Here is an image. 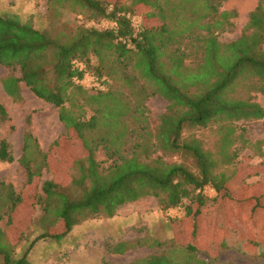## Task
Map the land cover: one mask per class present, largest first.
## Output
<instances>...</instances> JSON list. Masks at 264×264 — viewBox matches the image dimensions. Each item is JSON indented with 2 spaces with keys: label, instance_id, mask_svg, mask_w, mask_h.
Listing matches in <instances>:
<instances>
[{
  "label": "trees",
  "instance_id": "1",
  "mask_svg": "<svg viewBox=\"0 0 264 264\" xmlns=\"http://www.w3.org/2000/svg\"><path fill=\"white\" fill-rule=\"evenodd\" d=\"M48 1L55 9L84 15L88 23L112 27L75 24L70 33L52 34L23 22L15 13L0 14V65L11 72L2 81L4 92L22 102L25 85L58 108L60 121L85 150L68 183L46 181L35 195L42 214L29 230L36 226L39 234L23 253H18L20 244L0 228L1 263L33 264L30 252L39 241L61 242L86 220L111 219L124 205L147 196L156 197L163 212L184 207L190 228L189 217L201 214L207 204L202 193L206 186L216 191L214 204H237L227 214V225L231 216H241L254 238L236 242L228 227L208 231L209 236L223 247L264 258V188L260 195L250 186L234 196L229 191L238 158L233 150L234 123L264 118V108L252 96L264 94V0L231 42L218 38L237 16L234 11H221L226 0ZM145 9L160 11L162 25L145 20L136 25L137 12ZM89 77L93 80L88 85ZM153 96L169 104L155 126L146 106ZM10 121L0 104V124ZM25 124L19 161L25 185L30 186L50 170L51 162L28 130L32 114ZM212 125H217L219 140L209 150L190 130ZM53 146L63 149L59 139ZM99 149L112 161L108 167L97 160ZM158 152L163 156H156ZM165 155H179L182 160L169 162ZM14 160L10 143L0 139V163ZM22 203L23 195L0 178V221L6 219L8 228ZM191 237L183 244L173 239L161 254L130 264H235L200 257L208 240L201 239L197 226ZM145 242H118L108 251L123 254Z\"/></svg>",
  "mask_w": 264,
  "mask_h": 264
},
{
  "label": "rangeland",
  "instance_id": "2",
  "mask_svg": "<svg viewBox=\"0 0 264 264\" xmlns=\"http://www.w3.org/2000/svg\"><path fill=\"white\" fill-rule=\"evenodd\" d=\"M111 3L122 4L125 0H108ZM260 0H226L221 11L236 12L237 16L230 21L232 26L218 33L222 42L236 40L243 32L249 15L257 8ZM15 13L23 22H29L41 30H49L52 34L64 31L70 33L75 24H84L88 27L94 26L98 29L112 27L110 23H88L85 16L72 12L71 10L55 9L48 0H0V14ZM160 11L145 9L137 12L135 24L143 20L162 25L163 19ZM11 75V72L0 65V104L8 110L11 121L0 124V139H6L10 145L15 158L12 163H0V178L7 184H11L15 190L23 195V203L14 216V224L8 228L7 221H0V228L8 233L14 243H19L18 253H23L32 241L38 236V228L30 225L37 223L41 216V207L34 202L35 195L39 194L46 181H56L60 184L69 182L76 161L85 156L81 142L66 130L59 119V110L55 106L46 103L36 97L30 89L22 85L23 101L15 102L3 89L2 81ZM18 75V74H17ZM92 78H86L85 83L90 84ZM243 93V91H239ZM254 101L264 108V94L252 93ZM168 102L161 96L151 97L147 103V116L152 126L159 123V116L167 111ZM32 114V124L28 130L39 140L43 151L50 157L51 168L44 172L37 184L26 186V175L20 164L23 155V136L26 130L25 120ZM237 140L233 150L237 154L234 177L229 185L232 196L237 195L243 188L255 187L257 194H263L264 188V118L261 120L235 122ZM199 138L206 149L213 150L217 145V125L205 129L193 128L190 130ZM60 140L63 149L54 147L56 140ZM66 148V150H64ZM156 156H163L158 152ZM169 162H181V157L164 156ZM97 160L102 166L108 167L112 161L109 160L104 150L99 149ZM211 187V186H210ZM213 188V187H212ZM214 189V188H213ZM216 191L208 192L207 204L201 214L189 217L191 227L187 225L186 210L184 207L171 209L163 212L160 209L156 197L147 196L136 202L124 205L115 217L108 219L97 217L86 220L75 227L72 232L61 242L41 240L34 245L30 252V260L33 264H130L136 259L146 258L161 254L162 250L175 239L179 243H187L191 240L194 226L198 227L201 239L205 240L215 229L228 227L231 238L234 241L246 243L254 237L250 234L240 217L229 219L227 225V214L237 204L226 201L222 204H214ZM264 201V200H263ZM185 204H190L185 200ZM193 212L198 209L193 205ZM236 208V207H235ZM171 219H176L171 222ZM234 232L236 234L234 235ZM24 234L23 241L21 234ZM209 239L205 247L200 249V257L204 259L217 258L222 263L235 264H264V258L246 256L239 253L235 248L223 247L215 239ZM144 245L129 249L123 254H113L108 251L109 245L118 242H141ZM155 243L165 244V247L152 246ZM264 243V238H263ZM0 264L1 258H0Z\"/></svg>",
  "mask_w": 264,
  "mask_h": 264
},
{
  "label": "built area",
  "instance_id": "3",
  "mask_svg": "<svg viewBox=\"0 0 264 264\" xmlns=\"http://www.w3.org/2000/svg\"><path fill=\"white\" fill-rule=\"evenodd\" d=\"M208 192H214V189L210 186H206L203 190H202V193L204 195L208 194Z\"/></svg>",
  "mask_w": 264,
  "mask_h": 264
}]
</instances>
